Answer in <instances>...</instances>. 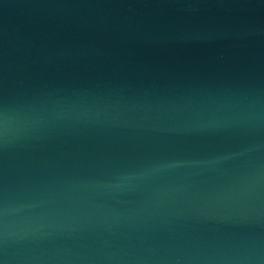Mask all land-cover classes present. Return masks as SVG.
I'll return each mask as SVG.
<instances>
[{"label": "water", "instance_id": "obj_1", "mask_svg": "<svg viewBox=\"0 0 264 264\" xmlns=\"http://www.w3.org/2000/svg\"><path fill=\"white\" fill-rule=\"evenodd\" d=\"M0 264H264V0H0Z\"/></svg>", "mask_w": 264, "mask_h": 264}]
</instances>
